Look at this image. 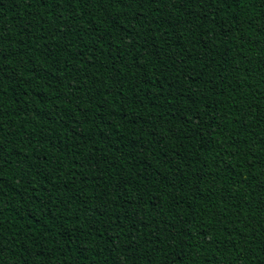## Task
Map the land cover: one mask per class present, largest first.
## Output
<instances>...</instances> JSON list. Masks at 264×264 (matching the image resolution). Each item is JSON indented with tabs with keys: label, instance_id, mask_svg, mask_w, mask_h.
Returning <instances> with one entry per match:
<instances>
[{
	"label": "trees",
	"instance_id": "obj_1",
	"mask_svg": "<svg viewBox=\"0 0 264 264\" xmlns=\"http://www.w3.org/2000/svg\"><path fill=\"white\" fill-rule=\"evenodd\" d=\"M0 264H264V0H0Z\"/></svg>",
	"mask_w": 264,
	"mask_h": 264
}]
</instances>
